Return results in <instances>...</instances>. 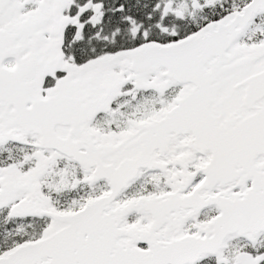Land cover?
<instances>
[{
	"label": "snow or ice",
	"instance_id": "6c2138e0",
	"mask_svg": "<svg viewBox=\"0 0 264 264\" xmlns=\"http://www.w3.org/2000/svg\"><path fill=\"white\" fill-rule=\"evenodd\" d=\"M0 264H264V0H0Z\"/></svg>",
	"mask_w": 264,
	"mask_h": 264
}]
</instances>
